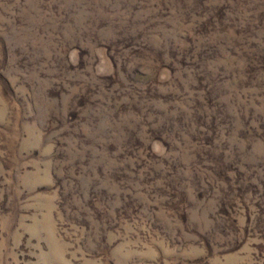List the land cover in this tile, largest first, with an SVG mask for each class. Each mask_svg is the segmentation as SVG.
Listing matches in <instances>:
<instances>
[{
	"label": "rangeland",
	"instance_id": "obj_1",
	"mask_svg": "<svg viewBox=\"0 0 264 264\" xmlns=\"http://www.w3.org/2000/svg\"><path fill=\"white\" fill-rule=\"evenodd\" d=\"M0 264H264V0H0Z\"/></svg>",
	"mask_w": 264,
	"mask_h": 264
}]
</instances>
